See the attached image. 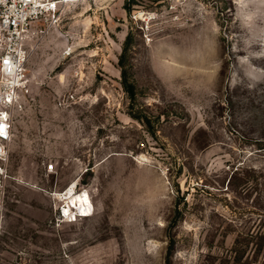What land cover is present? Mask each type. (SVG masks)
I'll return each mask as SVG.
<instances>
[{"label":"rangeland","instance_id":"1","mask_svg":"<svg viewBox=\"0 0 264 264\" xmlns=\"http://www.w3.org/2000/svg\"><path fill=\"white\" fill-rule=\"evenodd\" d=\"M28 47L0 264H264V0H71Z\"/></svg>","mask_w":264,"mask_h":264},{"label":"built area","instance_id":"2","mask_svg":"<svg viewBox=\"0 0 264 264\" xmlns=\"http://www.w3.org/2000/svg\"><path fill=\"white\" fill-rule=\"evenodd\" d=\"M70 0H0V162L9 159L14 112L30 90L28 38L32 25ZM1 173L3 166L0 165ZM81 217V216H80Z\"/></svg>","mask_w":264,"mask_h":264},{"label":"bare ground","instance_id":"3","mask_svg":"<svg viewBox=\"0 0 264 264\" xmlns=\"http://www.w3.org/2000/svg\"><path fill=\"white\" fill-rule=\"evenodd\" d=\"M72 1H76V0H72ZM76 185L77 182H74L72 186L67 188V190L64 193L60 192V196H63L64 198L67 199L66 202L67 205L64 207V213L67 215L66 220L73 218V215L76 216V220H77V216L79 215H77L78 213L74 211L75 208L73 206L80 209L79 213L80 216L82 217H89L94 214L95 207L90 193L84 192L85 189H83L80 192L76 191L75 190ZM72 200L75 201L70 203ZM68 212H70V214H68Z\"/></svg>","mask_w":264,"mask_h":264},{"label":"clouds","instance_id":"4","mask_svg":"<svg viewBox=\"0 0 264 264\" xmlns=\"http://www.w3.org/2000/svg\"><path fill=\"white\" fill-rule=\"evenodd\" d=\"M74 211H75L76 213H78V214H79V212H80V209L76 207V208L74 209ZM78 214H77V215H78Z\"/></svg>","mask_w":264,"mask_h":264}]
</instances>
